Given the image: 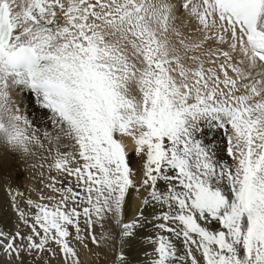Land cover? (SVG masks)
<instances>
[{
	"label": "snow or ice",
	"instance_id": "6c2138e0",
	"mask_svg": "<svg viewBox=\"0 0 264 264\" xmlns=\"http://www.w3.org/2000/svg\"><path fill=\"white\" fill-rule=\"evenodd\" d=\"M0 148V264H264V0H0Z\"/></svg>",
	"mask_w": 264,
	"mask_h": 264
},
{
	"label": "bare ground",
	"instance_id": "6f19581e",
	"mask_svg": "<svg viewBox=\"0 0 264 264\" xmlns=\"http://www.w3.org/2000/svg\"><path fill=\"white\" fill-rule=\"evenodd\" d=\"M16 161H18V165L20 166L19 170H15L12 166V164ZM133 163L135 164V160L133 161ZM2 165L6 166V168L3 166L5 168L4 172H2L1 170ZM5 178L10 179L13 186H19L26 192L29 188L39 189L40 187H42V185L39 183L40 177L38 175H33L30 170L26 169L17 156L14 157L13 154L8 153L4 149L0 148V197L3 199V205H5L4 202L7 201L8 206L5 205V208L9 212H12V210L10 208L9 198L4 191V184L6 182ZM31 195L33 199L36 198L35 192H32ZM12 214L14 218L13 223H16L17 218L13 212ZM130 216L131 211L129 210V217ZM152 231L153 229L150 224L145 226V233H151ZM99 234L100 229L97 228V235L99 236ZM145 242L146 241L143 237L138 240L137 244L131 249L132 256L130 257V259L134 258L136 254L139 253L140 248L145 244ZM90 248L91 251L83 249L80 250L82 264H110V261L112 259V254L110 251L106 249H97L92 245H90ZM96 253H99V255H97ZM53 264H56V262L54 261Z\"/></svg>",
	"mask_w": 264,
	"mask_h": 264
},
{
	"label": "rangeland",
	"instance_id": "374dc122",
	"mask_svg": "<svg viewBox=\"0 0 264 264\" xmlns=\"http://www.w3.org/2000/svg\"><path fill=\"white\" fill-rule=\"evenodd\" d=\"M14 157H15V155H14ZM3 166L6 168L5 165H2L1 166L2 172H4V170H5V168ZM12 166H13V168L15 170H19L20 169V166L18 165V161L13 163ZM4 204L6 206H8L7 201H5ZM5 205H3V199L0 197V226H2L5 230H9V229L12 228V226L14 224L13 223L14 222V218H13L12 212L7 211V209L5 208ZM9 215H10V217H9ZM141 258H142V255H141Z\"/></svg>",
	"mask_w": 264,
	"mask_h": 264
}]
</instances>
